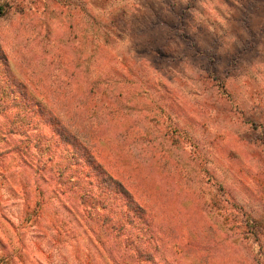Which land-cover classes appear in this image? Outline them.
I'll return each mask as SVG.
<instances>
[{"label":"rangeland","instance_id":"obj_1","mask_svg":"<svg viewBox=\"0 0 264 264\" xmlns=\"http://www.w3.org/2000/svg\"><path fill=\"white\" fill-rule=\"evenodd\" d=\"M0 264H264V0H0Z\"/></svg>","mask_w":264,"mask_h":264}]
</instances>
